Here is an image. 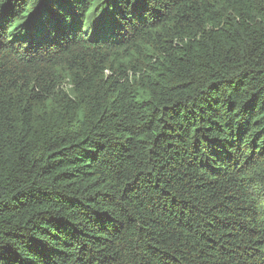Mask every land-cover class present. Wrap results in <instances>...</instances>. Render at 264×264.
Listing matches in <instances>:
<instances>
[{
    "label": "trees",
    "instance_id": "16d2710c",
    "mask_svg": "<svg viewBox=\"0 0 264 264\" xmlns=\"http://www.w3.org/2000/svg\"><path fill=\"white\" fill-rule=\"evenodd\" d=\"M0 264H264V0H0Z\"/></svg>",
    "mask_w": 264,
    "mask_h": 264
}]
</instances>
